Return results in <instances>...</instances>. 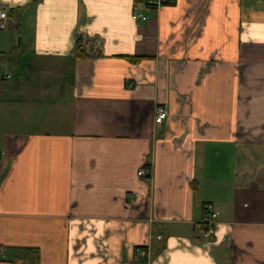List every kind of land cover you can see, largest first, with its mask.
<instances>
[{"label":"crops","instance_id":"obj_1","mask_svg":"<svg viewBox=\"0 0 264 264\" xmlns=\"http://www.w3.org/2000/svg\"><path fill=\"white\" fill-rule=\"evenodd\" d=\"M145 1L0 0V264H264V0Z\"/></svg>","mask_w":264,"mask_h":264},{"label":"built area","instance_id":"obj_2","mask_svg":"<svg viewBox=\"0 0 264 264\" xmlns=\"http://www.w3.org/2000/svg\"><path fill=\"white\" fill-rule=\"evenodd\" d=\"M148 5H154L156 7H159L164 4H171L174 3L175 0H146L145 1ZM133 18L134 19H140V20H146L147 15L139 12V11H134L133 12ZM8 26V14L5 9L0 8V29H4ZM6 76H10V72L6 71L4 73ZM168 112L165 106L163 105H158L155 111L154 115V120L156 122H163L167 118ZM0 156H1V151H0ZM138 174L139 175H148L151 172V167L148 164L142 165L141 167L138 168ZM204 209V215H205V228L202 231V235L204 237H208L211 233H213L215 229V224L214 220L218 216L219 211L215 210L213 207V204L210 202H206L203 205ZM3 249L0 246V254L2 253ZM136 255L139 258L142 259H148L150 256L149 249L144 246H137L136 247Z\"/></svg>","mask_w":264,"mask_h":264},{"label":"trees","instance_id":"obj_3","mask_svg":"<svg viewBox=\"0 0 264 264\" xmlns=\"http://www.w3.org/2000/svg\"><path fill=\"white\" fill-rule=\"evenodd\" d=\"M19 14V12L17 13ZM87 53L84 49V44L82 39L79 37L76 40V46H75V56L77 57H84L86 56ZM126 57H128V59L132 60V61H139L141 58L137 57V56H131V55H127ZM202 228H205V224L202 225Z\"/></svg>","mask_w":264,"mask_h":264},{"label":"water","instance_id":"obj_4","mask_svg":"<svg viewBox=\"0 0 264 264\" xmlns=\"http://www.w3.org/2000/svg\"><path fill=\"white\" fill-rule=\"evenodd\" d=\"M79 36L82 38L83 42L85 44H88L90 41H97L96 38H88V37H85L83 33H79Z\"/></svg>","mask_w":264,"mask_h":264},{"label":"rangeland","instance_id":"obj_5","mask_svg":"<svg viewBox=\"0 0 264 264\" xmlns=\"http://www.w3.org/2000/svg\"><path fill=\"white\" fill-rule=\"evenodd\" d=\"M3 30H0V32H2ZM3 32H5L7 35H9V33H10V31H8V30H6V31H3ZM16 46L15 45H13V47L12 48H15ZM12 50V49H11ZM6 54H9V53H11V51L9 50V51H6L5 52Z\"/></svg>","mask_w":264,"mask_h":264}]
</instances>
